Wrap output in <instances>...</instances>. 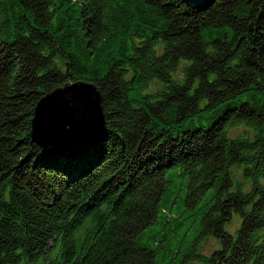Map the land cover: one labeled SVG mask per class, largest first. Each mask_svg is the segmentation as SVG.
Returning <instances> with one entry per match:
<instances>
[{
    "label": "trees",
    "instance_id": "16d2710c",
    "mask_svg": "<svg viewBox=\"0 0 264 264\" xmlns=\"http://www.w3.org/2000/svg\"><path fill=\"white\" fill-rule=\"evenodd\" d=\"M75 83L104 131L46 154ZM190 262L264 264V0H0V264Z\"/></svg>",
    "mask_w": 264,
    "mask_h": 264
},
{
    "label": "water",
    "instance_id": "95a60500",
    "mask_svg": "<svg viewBox=\"0 0 264 264\" xmlns=\"http://www.w3.org/2000/svg\"><path fill=\"white\" fill-rule=\"evenodd\" d=\"M181 1L189 8H199L208 0ZM103 131L104 118L100 93L91 84L75 83L55 89L38 102L32 119L31 138L43 152L59 151L62 154L63 149L75 144L69 142L71 138H77L79 135L85 136L83 140H78L76 144L79 147L78 149L82 150L90 145L91 140L89 139L97 138L100 135L99 133ZM64 135H70L71 138L68 136L67 141L60 142L61 137ZM67 142L69 143L66 145ZM62 143L63 145H61ZM74 149L77 148H71V150ZM59 153L56 154L59 155ZM66 153L70 154V152Z\"/></svg>",
    "mask_w": 264,
    "mask_h": 264
},
{
    "label": "rangeland",
    "instance_id": "374dc122",
    "mask_svg": "<svg viewBox=\"0 0 264 264\" xmlns=\"http://www.w3.org/2000/svg\"><path fill=\"white\" fill-rule=\"evenodd\" d=\"M152 91H155V87L152 85L151 87H150V91L149 92H152ZM65 131V130H64ZM48 132V131H47ZM57 136V135H56ZM70 138H71V136L70 135H68ZM67 136V137H68ZM52 137V136H51ZM85 138V136L84 135H79L77 138H71V140L70 141H73V142H75V141H77L78 142V140H83ZM89 140H91V139H89ZM69 141V142H70ZM69 142H67L66 143V145L69 143ZM71 143V142H70ZM82 143V142H81ZM84 143V142H83ZM77 144V143H76ZM61 145H63V143L61 144ZM75 150H77L76 152H73V151H75ZM81 151V149H74V150H71V152H70V154H67V153H62V154H60L59 153V151L58 152H56V151H46V154H50V155H52V154H56V153H59V155L58 154H56L57 156H61V157H74V155H76L77 153H79ZM52 152V153H51ZM56 152V153H55ZM235 177L239 180L240 179V175H239V173L238 174H236L235 175ZM236 225L234 224L233 226H232V228H234ZM220 246V244H219V242H218V240L217 239H215V238H213V237H208V238H204V239H202V240H199L198 241V246H197V248H196V251H197V253H201V251H203V253H205V254H209V253H211V251L213 250V249H217L218 247ZM188 264H194V262H190V263H188ZM199 264V263H198Z\"/></svg>",
    "mask_w": 264,
    "mask_h": 264
},
{
    "label": "bare ground",
    "instance_id": "6f19581e",
    "mask_svg": "<svg viewBox=\"0 0 264 264\" xmlns=\"http://www.w3.org/2000/svg\"><path fill=\"white\" fill-rule=\"evenodd\" d=\"M41 127V126H40ZM61 133V132H60ZM59 136V135H58ZM60 137V136H59ZM69 139V137H67V136H63V137H61V139H60V142H65V141H67ZM76 143H78L77 141H75V144L74 145H72V146H67L65 149H63L62 150V153H66V152H71V148H73V147H75V148H79L78 147V145H76ZM66 146V145H65ZM77 146V147H76Z\"/></svg>",
    "mask_w": 264,
    "mask_h": 264
}]
</instances>
